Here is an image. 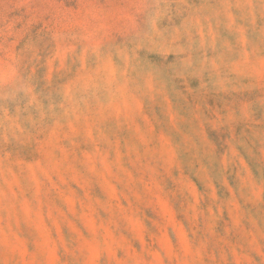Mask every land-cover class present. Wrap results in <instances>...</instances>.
Here are the masks:
<instances>
[{
  "label": "rangeland",
  "instance_id": "374dc122",
  "mask_svg": "<svg viewBox=\"0 0 264 264\" xmlns=\"http://www.w3.org/2000/svg\"><path fill=\"white\" fill-rule=\"evenodd\" d=\"M0 264H264V0H0Z\"/></svg>",
  "mask_w": 264,
  "mask_h": 264
}]
</instances>
